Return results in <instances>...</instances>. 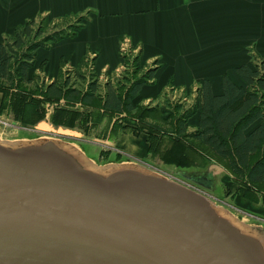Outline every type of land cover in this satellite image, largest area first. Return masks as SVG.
Returning a JSON list of instances; mask_svg holds the SVG:
<instances>
[{
    "label": "water",
    "instance_id": "95a60500",
    "mask_svg": "<svg viewBox=\"0 0 264 264\" xmlns=\"http://www.w3.org/2000/svg\"><path fill=\"white\" fill-rule=\"evenodd\" d=\"M36 128L53 135L0 136V264H264L263 224L145 162L97 163L76 131Z\"/></svg>",
    "mask_w": 264,
    "mask_h": 264
},
{
    "label": "crops",
    "instance_id": "0c3cea01",
    "mask_svg": "<svg viewBox=\"0 0 264 264\" xmlns=\"http://www.w3.org/2000/svg\"><path fill=\"white\" fill-rule=\"evenodd\" d=\"M44 16L85 18L74 34L38 49L32 74L41 76L44 83L57 81L66 69L83 66L90 53L98 76L105 69L112 73L123 63L121 40L130 38L139 48L144 68L156 64L153 79L137 96L140 104L161 98L169 86L200 87L206 80L214 94H221L225 75L246 87L237 68L256 59L264 64V0H0V41L25 22ZM2 97L0 92V103ZM92 117L93 126L97 117ZM197 122L195 115L189 130ZM102 123H109L110 131L115 119L106 118ZM261 123L259 120L250 130ZM148 138L145 133L121 132L107 140L116 142L119 152L150 164L153 155ZM214 163L223 171L220 181L228 196L223 202L264 219L262 194L247 188L217 160ZM204 174L213 182L212 173Z\"/></svg>",
    "mask_w": 264,
    "mask_h": 264
},
{
    "label": "trees",
    "instance_id": "16d2710c",
    "mask_svg": "<svg viewBox=\"0 0 264 264\" xmlns=\"http://www.w3.org/2000/svg\"><path fill=\"white\" fill-rule=\"evenodd\" d=\"M50 19L49 16H44L40 20L27 21L18 26L13 34L0 41V92L3 94L0 112L6 105L5 92L19 89L23 93V85L35 83L38 76L32 74V69L35 67L38 49L74 34L82 25L80 23L73 31L69 28H56L47 32L46 23ZM135 62L134 70L123 79L118 80L116 84L108 82L104 85V95L100 93L102 84L96 72V78L88 82L86 89L75 86L77 82H72L69 77L65 80L60 77L51 83L43 82L40 93L44 100L65 99L72 104L98 107L104 113H126L129 118L136 117L141 121L161 112V119L165 123H171L175 118V111L182 109L181 105H176L175 110H169L168 106L144 107L140 104L137 96L142 87L153 79L156 68L144 69L139 55L136 56ZM237 73L245 81L246 87L236 84L230 76L225 75L223 92L214 94L211 82L204 81L198 87L197 103L176 118L171 133L176 135V141L186 139L200 142L205 149L218 157L219 162H224V166L236 178L244 181L247 188L262 194L264 203V64L256 59L252 64L240 65ZM75 74L79 80L85 79L80 70L77 69ZM22 93L17 95L18 102L22 105L21 113L24 119L29 121L27 112L23 109L24 105L28 104V108L34 107V110L38 111L34 105H39L40 101L32 100L35 104L26 102L27 94ZM56 113L55 117H61L58 122L70 126L74 125L77 116L83 114L68 108H60ZM195 115H198L196 128L189 130L190 126L194 125L192 119ZM42 116L43 112H40L36 118L40 119ZM129 118L127 121H131ZM259 120H262V123L250 130ZM122 122L124 121L121 119L115 123ZM148 139L150 140V137ZM246 194L250 195L248 192Z\"/></svg>",
    "mask_w": 264,
    "mask_h": 264
},
{
    "label": "rangeland",
    "instance_id": "374dc122",
    "mask_svg": "<svg viewBox=\"0 0 264 264\" xmlns=\"http://www.w3.org/2000/svg\"><path fill=\"white\" fill-rule=\"evenodd\" d=\"M84 18L85 16H78L63 20H55L51 18L46 23V31L51 32L56 28H69L70 31H73L77 28V25L82 23ZM84 67L85 64L78 68V70L82 72V75H85V79L79 80L78 76L75 74L77 69L74 70L73 74L64 72L62 74V79L65 80L69 77L72 82H77L75 86L86 89L88 82L96 78V76L93 70H89L88 68L84 69ZM42 83L43 79L41 76H38L34 84L22 86L23 93L19 91V89L5 92L4 100L6 105L3 108L4 110L0 112V117L4 116L6 120L11 119L9 121H11L14 126L9 127L4 126L5 124H0L1 137L16 139L35 138L44 135L52 136L53 134L50 132L37 130V125L41 122H45L52 125L55 130L63 128L78 132L80 135L79 138H70V140L79 146L82 144L86 153L97 163H107L126 161L128 159H132L129 161H136L134 158L119 152L116 149V142H109L107 140L108 137L115 138L121 132H133L135 134L145 133L150 137V145L153 155L150 164L147 163L148 165L154 167L155 169H159L160 171L182 181L183 183H186L187 185L210 194L215 197V199L217 198V201L225 204L223 201L228 196L226 195V190L220 181L223 171H218L216 168L217 166L214 163L215 160L219 162L218 157H216V155L211 151L205 149L200 142L193 140L189 141L186 139L176 141L174 139L176 135L171 133L172 124H175L174 122H176V118L185 110L191 108L197 103L199 96L198 86L186 88L184 90L182 88H170L161 98L142 104L144 107H155L157 105L168 106L169 110H173L178 104L181 105L182 109L180 111H175V118H173L171 123H165L161 119V112L160 114L154 113L144 121H141L136 117H134L135 119L129 118L126 113H104V111L98 107H94V109L92 107H85L81 103L72 104L68 103L65 99L58 101L44 100L43 95L40 93ZM102 84L104 85V83ZM20 93L27 94L26 102L31 101L35 104L32 100L40 101L39 105H34L37 110L39 109L38 111H35L34 107L28 108V104L26 106L24 105L23 109L27 112L26 114L30 119L29 121H26L21 113L22 105L18 102L17 97ZM100 93L104 95L102 90H100ZM60 108L78 110L83 114L77 116L74 121V125L70 126L69 124L58 122V119H61L59 115L55 117L57 110ZM37 112H43V116L40 119L36 118L38 115ZM92 116L97 117L96 124L93 126L90 125V121H92L93 118ZM104 118H107V120L115 119V122H119V120L122 119L124 122H122V124L115 123L113 129L109 131V123L106 126L102 123V121L105 120ZM128 118L132 122L127 121ZM125 125L128 126L124 127ZM97 137H100L101 139H97ZM220 164L224 166V162L220 161ZM206 172L212 173L211 176H214L213 182H215V185L213 184V188H206L192 179V176H202L205 175L204 173ZM228 207L244 221L264 225V219L253 215H246L232 206Z\"/></svg>",
    "mask_w": 264,
    "mask_h": 264
},
{
    "label": "built area",
    "instance_id": "2783aa9c",
    "mask_svg": "<svg viewBox=\"0 0 264 264\" xmlns=\"http://www.w3.org/2000/svg\"><path fill=\"white\" fill-rule=\"evenodd\" d=\"M119 51H120V55L123 59L122 66L117 68L112 73H110V71L108 69H105L103 71V73L100 76H98V80L101 84L102 83L106 84L108 82L116 84V82L118 80L123 79V77L125 75H127L129 72H132L134 70L135 64H136L135 58L139 53V48L137 46L133 45L130 38H124L120 42ZM84 64H85L84 69L88 68L89 70H93V72H95L94 54H92V53L88 54V56L85 58ZM87 65H88V67H87ZM150 66L155 67L156 64H152ZM74 70H75L74 68H69V69H66L65 72H68L69 74H71V73L73 74ZM170 88L176 89V87H174V86H169L167 88V91ZM182 89L184 90V88H182ZM9 120H11V119H9ZM9 120H6L4 118V116L3 117L1 116L0 117V124H5L4 126L13 127L14 124Z\"/></svg>",
    "mask_w": 264,
    "mask_h": 264
},
{
    "label": "bare ground",
    "instance_id": "6f19581e",
    "mask_svg": "<svg viewBox=\"0 0 264 264\" xmlns=\"http://www.w3.org/2000/svg\"><path fill=\"white\" fill-rule=\"evenodd\" d=\"M41 125H43V127H47L46 124H41ZM45 129H47V128H45Z\"/></svg>",
    "mask_w": 264,
    "mask_h": 264
}]
</instances>
